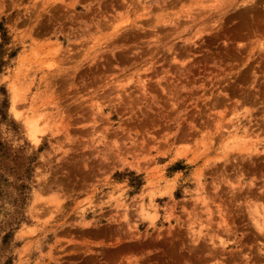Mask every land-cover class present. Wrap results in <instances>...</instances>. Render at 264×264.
I'll use <instances>...</instances> for the list:
<instances>
[{
  "label": "rangeland",
  "instance_id": "374dc122",
  "mask_svg": "<svg viewBox=\"0 0 264 264\" xmlns=\"http://www.w3.org/2000/svg\"><path fill=\"white\" fill-rule=\"evenodd\" d=\"M0 264H264V0H0Z\"/></svg>",
  "mask_w": 264,
  "mask_h": 264
}]
</instances>
